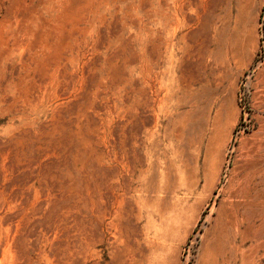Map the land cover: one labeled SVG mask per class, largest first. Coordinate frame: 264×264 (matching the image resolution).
Returning <instances> with one entry per match:
<instances>
[{
	"label": "rangeland",
	"instance_id": "1",
	"mask_svg": "<svg viewBox=\"0 0 264 264\" xmlns=\"http://www.w3.org/2000/svg\"><path fill=\"white\" fill-rule=\"evenodd\" d=\"M263 120L264 0H0V264H264Z\"/></svg>",
	"mask_w": 264,
	"mask_h": 264
},
{
	"label": "bare ground",
	"instance_id": "2",
	"mask_svg": "<svg viewBox=\"0 0 264 264\" xmlns=\"http://www.w3.org/2000/svg\"><path fill=\"white\" fill-rule=\"evenodd\" d=\"M246 158V172L228 197L225 222L216 234L223 251L242 239H256L264 227V120L258 142ZM220 257L217 255L215 264H222Z\"/></svg>",
	"mask_w": 264,
	"mask_h": 264
}]
</instances>
